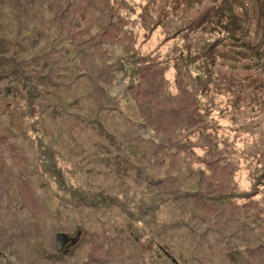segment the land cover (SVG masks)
I'll return each mask as SVG.
<instances>
[{
  "label": "trees",
  "instance_id": "16d2710c",
  "mask_svg": "<svg viewBox=\"0 0 264 264\" xmlns=\"http://www.w3.org/2000/svg\"><path fill=\"white\" fill-rule=\"evenodd\" d=\"M83 2V0H0V20L6 24L8 19H12L21 28L26 26L30 30H34V32L30 31L33 33L32 35H21L20 33L17 36L18 39L21 38L23 41L30 40L32 49L33 47H40L43 39L45 44L50 43L52 40H49L50 38H46V36L52 34L53 31L55 33V30H57L58 34H54L56 46H54L53 40L50 48L61 51V49H65V46L74 47L73 41L78 33L71 35L73 21L77 26L82 27L81 23L89 20L84 18L87 15L85 7L87 0L85 3ZM105 2L109 3L111 0H105ZM80 7H82L83 13H79L77 17ZM217 11L221 14L219 10ZM139 16L144 27L150 23V21L147 22L146 19L142 18L143 11ZM97 18L108 27L105 32L96 30L95 27L93 29L86 27V31H91L90 35L79 39V43H77L81 46L80 50L83 51L84 58H91L92 64L90 66L95 71L94 65L100 58L97 55L98 52L102 54L110 53L107 49H101L98 46L112 37L117 38V41L122 40L120 50L124 55H117L118 59L117 61L114 60V63L126 65L123 72L127 77L126 90L129 91L139 85L152 97L155 102L153 105H156V107L152 110L149 120L153 119L157 126L145 127L142 120H138L137 124H134L135 121L132 120V125H136L133 132L136 142L130 140V143L135 145V152L133 153H131L132 151L127 152L126 149L129 145H125L127 139L124 138L116 144L114 143V146L110 144L113 146L111 148L113 155L110 153L107 155L102 154L99 151L95 155L96 153H93L92 149L98 144L91 143L89 140L81 141L77 149L66 153V158L73 157L67 159L73 161L70 170L67 172L58 168L54 163V159L49 160L45 168L42 164L44 158L35 154L34 149H32L33 146L30 145L32 138L25 134L21 136L18 132L11 130L7 123L3 124L5 114L0 112L1 129L5 130L0 132V189L4 188L5 184L13 183L19 187V197L20 189L30 196H28V201H14L9 188L4 191L0 199V213L8 211V215L14 216L12 217L15 222L17 219L20 220L28 229H24L22 225V231H11L9 233L7 231L14 228L15 223L7 222L6 226L0 224V249L3 246H13V244L18 248L17 236L24 243V246L20 248V253L17 252L20 258H25L22 256L23 254L26 256L30 254L32 261L29 264H35L36 262L46 264L44 260L49 263L54 258L45 256L42 259L40 252L29 237L40 239L42 235H47L42 227V222H46L55 216L61 219V215L65 213L64 216L68 217L69 210L72 213L76 212V217L73 215L69 216L68 220H61L55 231L64 230L71 237L80 233V238H77L71 246L75 248L73 252L76 255V257H73V261L77 260L80 264H88L90 259L93 263L98 262L100 264H147L144 256L150 240H155V245H158L156 251L160 254L164 253L165 256L162 257L167 258L170 264H179L181 258L178 260L173 252L180 248L179 246L183 241L177 238V242H172L169 249L162 246L158 241L159 239L164 240L163 238L169 239L175 236L179 230L181 231L178 233L182 231L185 234L187 233V237L191 236L197 244L205 245L209 243V239L221 237V239H225V243L230 247L229 250H234L237 241L243 238H246V243L247 241L257 243L258 236L256 234L264 237V144L257 143V139L263 138L264 140V135H259L251 126L247 127V123L241 115L233 120V125L227 126V123H223V121L229 122V117L239 112L245 113L247 108H252L248 106V98L244 97L243 101L237 98L238 92H235V90L242 91L244 96L248 94L246 90L249 89L262 91L261 94L256 96H263V98L260 101L253 100V103L257 102L260 112L264 107L263 89L259 87V84L250 81L253 80L251 75L244 77V86H236L232 77L220 72L216 66V92L205 94L203 89L209 85L207 80L205 81L204 75L199 74V72L203 66L209 65L212 60L211 56L204 53V50L210 48L198 49L193 53L186 50L188 47H183L180 50L169 48L159 50L153 47L148 49L138 41L139 36L137 32H134L135 26L132 20L130 26L125 27L124 25L123 27L124 21L117 17L112 19L113 17L107 10L101 16L98 15ZM125 18L121 17V19ZM220 18H216V29L223 27ZM115 20L118 23H114ZM54 22L57 23L54 24ZM57 24H60V28L62 31L64 30V34L68 38L64 42H59L60 37H57V35H60V28L57 27ZM67 26L68 28H66ZM233 30L231 28L227 30L228 39L233 42H240V46L244 51V60L249 62V65L259 66L256 69L261 68L264 71V54L256 46L243 44L239 36L233 35ZM65 31L69 34H66ZM142 32L144 36L146 32ZM120 33H122V37ZM42 36L44 37L42 38ZM33 37L35 39L31 41ZM11 39H14L11 34L8 33V36H6L0 33V50H5L8 54V56L0 58V66L15 70L19 76V85H21L27 80L26 75L22 74V63L25 59L22 51L13 53ZM46 48L43 49L42 53L50 49ZM104 63H108L109 67L113 66V60H108V58L104 59ZM189 67L195 69L196 77H193L191 73L187 74ZM206 69H208V66ZM164 74L173 77L172 79L168 77L171 81L165 79V82H160L161 76ZM66 77L69 79L70 76L67 74ZM184 77L187 78V83L184 86L180 85L176 90L171 82H179ZM93 78L90 71H84L81 81L85 83L86 90L81 94L82 97H76L75 99L70 97L68 104L63 105L64 102L63 106H56V100L53 102L44 96L43 99L50 105V110L48 115L43 116L51 117L52 120L57 117L60 121L64 120V116H68L72 122L75 120L84 121L86 123V126H84L90 127V130L99 125L105 128L109 117L116 116L117 119L118 116L127 119V117H122L123 111L121 114L118 107L114 105L102 106L100 100L96 99V95H99V93L94 91L91 85V83L96 82V79ZM3 79H6L8 84L11 83L8 76H4ZM191 79L196 81L193 94V89L188 88ZM67 83L68 81L55 83V85L67 90L74 84V82H70V85L66 88ZM46 84L49 88L54 87V82H46ZM261 84L263 85V83ZM234 86L235 88H233ZM25 87L26 83L25 86H20V89L22 90ZM161 87L163 88L161 89ZM7 90L16 98L22 96L15 83L8 85ZM27 91L29 92L27 102H35V98L39 96L38 88L36 89L37 94L35 92L32 94L28 88ZM160 91H168L165 96L171 100L172 104L159 102L160 96L158 94ZM177 91L179 93H176ZM189 99L194 101L197 109L203 114L202 118L199 117L198 121L200 123L189 121L191 119L188 117L190 113H186ZM81 102L84 103L82 107H80ZM207 102L212 103L214 108L210 107ZM112 103L115 102L112 100ZM60 106L62 107L59 112L55 113ZM69 106L76 108V112H71L68 109ZM79 110L82 113L76 114ZM94 113H96L95 116L91 118L86 119L84 116L85 114L91 115ZM197 114L192 113V115ZM173 115L178 118V124L183 122L184 125L176 129V136L179 135L180 139L167 143L161 132L165 130L164 127L168 124L167 120ZM206 120L216 121V140L207 131H204L203 125ZM196 124H200V126L194 127L195 132L210 141L207 147L202 145L196 148L192 147L187 143L188 135L178 134V131L184 133L188 125ZM141 127H145L143 128L145 129L144 133L137 130ZM52 129L54 133V127ZM69 130L68 125L61 129H55V136L57 139L62 140L60 134L69 135L68 139L64 140L69 143L66 146H71V143L73 145L79 144L77 139H74L71 133L69 134ZM136 130L137 132H135ZM107 140L113 142L112 140L115 139L108 137ZM140 140L148 141L152 146L151 149L140 146ZM51 142L52 144L49 143V145L54 144V140L51 139ZM183 145L185 150L182 151L181 147ZM204 149H207V151L202 152ZM150 153L152 156L149 155ZM31 154H34L36 159H33L34 157ZM187 154H193V163L188 164L186 162ZM125 155L130 156L125 158L128 162L124 160ZM212 155H216L217 165L214 158L213 163L216 166L210 169L207 167L208 156ZM119 158L120 161L115 160ZM21 160H24L27 164L32 162V165L37 163L40 165L38 167L39 171L33 168L24 170L13 168L14 164ZM124 161H126V164ZM144 161H156V163L151 169L150 165L143 167ZM110 162H120L123 168H112ZM104 166L110 171L105 172L102 169ZM160 166H162V169L158 172ZM184 167H188L185 172L182 169ZM155 168H157V171ZM248 168L250 170L255 169L251 177L245 174ZM215 177L216 182H212ZM116 179H121L123 182L131 180L132 184L127 185L126 183L122 191L119 192L118 190V195L113 194V191L120 186L117 187V184H114ZM137 183L139 186H137ZM208 186L214 192L210 191ZM105 188L108 189L105 190ZM43 195L54 197L58 213L55 211L53 213L51 210L50 213L44 215V212L49 209V205L46 199H42ZM12 217H8L10 218L9 221H13ZM228 220L229 225L226 223ZM52 222H54L53 219ZM134 225H136L138 233L134 231ZM244 230L246 232H243ZM238 231H241V233H238ZM226 232H229V234H226ZM72 233L74 234L72 235ZM143 235L148 236L149 241L143 242L140 239V236L143 237ZM235 235L240 238L234 240ZM89 241L107 246L109 249H105V252L109 254H111L110 249L126 248L123 252L124 256L117 259V261H109L97 257L95 253L90 251L87 254L88 257H84V251ZM63 250L68 251L67 247H64ZM134 253L138 254L137 259L134 261L128 260L129 256ZM0 254L8 264H10L13 256L16 257L13 251L8 255H4L0 250ZM19 264L26 263L21 261Z\"/></svg>",
  "mask_w": 264,
  "mask_h": 264
},
{
  "label": "rangeland",
  "instance_id": "374dc122",
  "mask_svg": "<svg viewBox=\"0 0 264 264\" xmlns=\"http://www.w3.org/2000/svg\"><path fill=\"white\" fill-rule=\"evenodd\" d=\"M83 1V3H85L86 0ZM85 7L87 15H85L84 18L89 20L87 22H82V27H80V25L77 26L75 21H73V31L71 35H76L78 33L74 39L75 42L73 41L74 47L65 46V49H61V51H56L55 49L50 48L52 47L54 34H58L57 30H55V33L53 31L52 34H48V36H46V38H50L49 40H52L50 43L45 44L43 39V42H41L42 45L40 47H33L32 49L30 46V40L23 41L21 38L18 39L17 36L20 33L21 35H32L34 30H30V28L26 26L21 28L20 25L15 23L12 19H8L6 24L0 20V33L5 34L6 36H8L9 33L14 38L10 40L13 45V53L22 51V55L25 59V61L22 63V74L26 75L27 77L26 82H23L21 85H19L18 73L8 67L0 66V112L5 114L3 124L7 123L11 130L18 132L21 136L25 134L26 136L32 138L30 145L33 146L32 149H34L35 154L40 155L41 158H44L42 164L45 168L47 167L48 161L54 159V163L58 168L68 172L73 161L67 159H72L73 157L66 158V153L70 150L77 149L78 145H80V142L84 140H89L91 143L95 142L98 144L92 149V152L96 153L95 155L98 154V151L99 153L107 155L108 153L112 154L111 148L114 146V143L116 144L118 141H121L124 138L127 139L125 145H129V147L126 149L127 152L132 151L131 153H133L135 152V145L130 143V140L136 142L133 133L136 125H132V120L135 121L134 124H137L138 120H142L144 124L143 126L145 127L157 126L155 125V121L153 119L149 120L152 110L156 107V105H153L155 102L152 97H150V95L139 85L133 87L129 91L126 90L125 85L127 84V77L125 76V73H123L126 69V65L114 63V60L117 61L118 59L117 55H124V53L120 50V43L122 40L117 41V38L112 37L110 40H107V42L98 46V48L107 49L110 53L102 54L98 52L97 55L100 58L99 61H97L94 65L95 71L92 69V66H90L92 64L91 58H84L83 51L80 50L81 46L77 44L79 43V39L90 35L91 31H86V27H91L92 29L95 27L96 30H101L104 32L106 31L108 26L97 18L98 15L101 16L103 13H106V10L111 15V17H113L112 19L117 17L120 20H123V27L124 25L125 27L130 26L132 20L135 26L134 32H137L139 36L138 41H140L143 47H147L148 49L153 47L154 49L159 50H164L166 48L180 50L183 47H188L185 49L193 53L198 49L201 50L202 48H210L209 50H204V53L212 57L211 62L209 65H207L208 69H206L207 66H203L199 72V74L204 75L205 81L207 80V84L209 85L205 86L203 93L207 94L216 92V66L219 68L220 72L225 73V75L228 77H232L236 86H244V77L251 75L253 80L250 81L259 84V87L264 91V71L261 68L256 69V67L259 66L249 65V62L244 60V51L240 46V42H233L229 40L226 35L228 29H234L233 35L239 36L243 44L256 46V48H258L260 52L264 54V0H111L109 3L105 2V0H87ZM217 10H219L221 14H219ZM142 11V18L146 19L147 22L150 21V23L146 24L145 27L142 25L141 18L139 16L141 15ZM79 13H83L82 7H80L78 10L77 17ZM59 14L60 13L58 12V15ZM121 17L126 18L121 19ZM217 17H221L220 19H222L223 27L216 29ZM115 22L118 23L117 20H115L114 23ZM56 23L57 22H54V24ZM57 25L56 26L60 28V24ZM66 28H68V26ZM142 31L146 32L144 36L142 35ZM59 34L60 35H57V37H60L59 42H64L67 38V36L64 34V30L62 31L60 28ZM44 36H42V38ZM120 36L122 37V33H120ZM33 39H35V37H33L31 41ZM17 44L18 46H16ZM54 46H56L55 40ZM46 47L50 49L42 53L43 49ZM6 56H8L7 52L5 50H0V58H4ZM107 58L108 60H113L112 67H109L108 63H104V59ZM84 71H90L94 77L93 79H96V82L94 84L91 83V85L94 91L99 93L100 96L96 95V99L100 100L99 102L101 105H114L118 107V109L121 111V114L123 111L122 117H127V119H123L118 116L117 119L116 116L109 117L107 119L108 124L105 128L102 125H99L98 127H94L90 130V127H85L86 123L83 120V122L78 120L72 122L71 118L69 119L68 116H64V120L60 121L57 117H54V120H52L51 117L49 118L43 116L48 115V111L50 110V105H48L43 99L44 96L48 97L53 102L56 100V106L62 105L64 102L65 103L63 105L68 104L70 97H72V99H75L76 97H82L81 94L86 90L85 83L81 81L82 73ZM189 73H191L193 77H196L197 75L195 69L191 67H189L187 74ZM67 74L70 76L69 79L66 77ZM4 76H8L11 79L10 84H8L6 79H3ZM168 77V74H164L161 76L160 82H165V79H168ZM169 78L172 79L173 77ZM170 79L168 80L171 81ZM66 80L68 81L66 88L70 85V82H74V84L71 85V87L67 90L61 89L59 86L55 85V83L67 82ZM46 82H54V87L49 88ZM12 83H15L19 91L22 93L21 97L16 98L7 90V86L12 85ZM25 83L26 87L32 94L34 92L37 94L36 89L38 88L39 96L35 98V102H27V96L29 92L27 91L26 87L22 90L20 89V86H25ZM171 83L174 85V87H176L177 90L180 85L184 86L187 83V78L184 77V79L180 80L179 82L173 81ZM261 83H263V85ZM195 84L196 81L191 79L190 86L188 88L191 90L193 88L195 89ZM162 88L163 87H161V89ZM233 88H235V86ZM194 89L192 90V94L194 93ZM246 91H248V94L244 96L242 91L235 90V92H238L237 98L240 101H243L244 97L248 98V106L252 108H247L245 113L239 112L234 116L229 117V122L223 121V123H227V126L233 125V120L238 115H241V117L244 118L245 123H247V127L251 126L254 128L255 132L259 133V135H264V107L259 112V106H257V102L253 103V100L260 101L263 98V96H256L261 94L262 91L255 89H249ZM167 92L168 91H160L158 94L160 96L159 102L172 104L171 100L165 96ZM176 93H179V91ZM112 100L115 102L114 104L112 103ZM207 103L210 104V107L214 108L212 103ZM83 105L84 103L81 102L80 107ZM62 106H60L58 110L55 111V113L59 112ZM68 109L71 112H76V108L69 106ZM186 109V113H190L188 117L191 119L189 121L192 123H200L198 120L200 116L201 118L203 117V114L197 109V106L192 99H189V104L186 106ZM193 112L198 114L192 115ZM79 113L82 112L79 110L76 114ZM33 114L39 115L34 116ZM95 114L96 113L91 115L85 114L84 116L87 119L94 117ZM117 120L120 122V124H118ZM167 121L168 124H166L164 127L165 130L161 132V135L164 136L167 143L178 141L180 136H176V129L184 125V123L181 122L178 124V118L175 115L171 116ZM204 123V131H207L208 134L214 137V140H216V121L206 120ZM67 125L70 129L69 134L71 133L74 139H77L79 144L73 145L71 143V146H66L69 143H66L64 140H67L69 135L60 134L62 140L57 139L55 136V129H61ZM195 126H200V124L188 125L184 133L182 131H178V134L188 135L186 140L188 145H191L192 147L196 148L200 145L207 147L208 142L210 141H207L203 136L198 135L195 132ZM52 127H54V133ZM1 128L2 125H0V129ZM143 128L141 127L137 130H141L144 133L145 129ZM137 130L135 132H137ZM2 131L5 130L1 129L0 132ZM108 137H112L115 140H112L113 142L108 141ZM51 139L54 140L53 145H49V143L52 144ZM257 143L264 144L263 138L257 139ZM139 144L140 146H145L150 149L152 147L148 141L140 140ZM181 149L182 151L185 150V146L183 145ZM206 151L207 149L202 150V152ZM32 155L34 157L33 159H36V156L34 154H31V156ZM149 155L152 156L151 153ZM186 156V162H188V164L193 163V154H187ZM126 157L128 158L130 156L125 155L124 160H126ZM214 158L216 161V155H212L210 157L208 156L207 167L210 169H213L217 165V161L216 165L213 163ZM115 160L120 161V158ZM126 161H124L125 164ZM155 163L156 161H144L143 167H146L145 165H150L149 167L152 169ZM110 164L112 165V168H123L120 162H110ZM38 167H40V165L37 163L32 165V162L27 164L24 160H21L20 162L14 164L13 168H17L19 170L33 168L34 170H38ZM188 167L182 168L183 171L185 172ZM102 169H104L105 172L110 171L105 166L102 167ZM155 169L157 171V168ZM161 169L162 166H160L158 172ZM252 172H255V169L250 170L248 168V170L245 171V174H248V176L251 177ZM212 182H216V177ZM126 183L129 185L132 184V181L130 180L123 182L121 179H116L114 184H117V187L119 185L120 186L119 188H116L115 191H113V194L115 193L118 195V190L119 192L122 191ZM138 183L137 186H139ZM6 188H9L14 201H28L27 199L30 197L22 189H20L19 197V187L15 186L13 183H10L8 185L5 184V187L0 189V199L3 196ZM107 189L108 188H105V190ZM208 189L214 192L212 188L209 187ZM42 199H46L47 204L49 205V209L44 212V215L50 213L51 210L53 213L54 211L58 213L54 197L43 195ZM70 211L71 210H69V216L71 217L74 215V217H76V212L72 213ZM5 214H7V216H5ZM64 215H66V213ZM64 215H61V219L56 216L52 218L54 222H52V219L42 222V227L44 228V232L47 235H42L40 239H34L33 237L28 236L30 241L35 244L37 250L40 252L42 259L45 256H52L54 258L53 260L49 261V263L47 260H44L46 261V264H80L77 262V260L73 261V257H76V255L73 252V249L75 248L71 247L76 242V239L80 238V233L76 236L74 233H72V235L74 234L72 238H74L75 241H70V243L66 246L68 251L63 249L58 250L56 247L55 234L58 231H55V228L61 222V220L65 221L70 218L69 216L65 217ZM12 216L13 215L11 214L8 215V211H2V214L0 213L1 225L6 226L7 222L15 223L14 228L7 232H20L22 231V225L24 226V229H28L25 227L26 225H24L20 220L17 219L15 222L13 218L14 216ZM8 217H12L13 221H9L10 218ZM226 223L229 225V220ZM45 229L49 230L50 232ZM133 229L138 233L136 225L133 226ZM179 231H177L175 236L170 237L171 240H169L170 238L158 240L161 245L165 246L167 249L172 246V242H177V238L183 241V243L179 246L180 248L176 249V252H173L178 260L181 258L179 264H264V237H261L258 234H256L259 240H257V243H252L249 241L246 243V238L238 240L240 237H236L235 235L236 238L234 240H238L237 245L234 250H229L230 247L227 243H225V239H221V237H213V239H209V243L204 245L197 244L195 240L191 238V236L187 237V233L185 234L183 231L178 233ZM243 232L246 231L244 230ZM238 233H241V231H238ZM226 234H229V232H226ZM16 238V241L18 242V245L17 243L16 245L18 248H16L15 244H13V246L9 247L3 246L0 250L4 255L10 254L11 251H13V254L16 255V257H12L10 264H19L21 261L29 264L32 261V256L30 254L26 256L25 254L21 253L23 254L22 256L25 257L24 259L17 255V252H19L20 248L24 246V243L19 239V237L16 236ZM21 239H23V237H21ZM140 239H142L143 242L149 241V237H145L144 235L143 237L140 236ZM106 241H108V239H106ZM149 242L150 244L147 245L148 249L145 250L146 254L144 256L146 263L170 264V261L167 258L162 257L165 256L164 253L160 254L156 251L158 245H155V240H150ZM86 247L87 248L84 251V257H88L87 254L91 251L95 253L97 257L108 259L109 261H117V259L122 258L124 256L123 252L126 249H110L111 254H109L105 252V249H109L107 246L98 245L94 241H89ZM137 257L138 254L134 253L129 256L128 260L134 261L137 259ZM79 260H81V258H79ZM6 263L7 262L2 259L0 254V264ZM92 263L93 262L90 259L88 264ZM35 264L41 263L36 262ZM93 264L100 263L96 262Z\"/></svg>",
  "mask_w": 264,
  "mask_h": 264
},
{
  "label": "water",
  "instance_id": "95a60500",
  "mask_svg": "<svg viewBox=\"0 0 264 264\" xmlns=\"http://www.w3.org/2000/svg\"><path fill=\"white\" fill-rule=\"evenodd\" d=\"M70 241L74 242L75 239L72 238L67 232L58 231L55 234V243L58 250H62L64 246Z\"/></svg>",
  "mask_w": 264,
  "mask_h": 264
},
{
  "label": "flooded vegetation",
  "instance_id": "af4514ba",
  "mask_svg": "<svg viewBox=\"0 0 264 264\" xmlns=\"http://www.w3.org/2000/svg\"><path fill=\"white\" fill-rule=\"evenodd\" d=\"M66 246H67V244H66Z\"/></svg>",
  "mask_w": 264,
  "mask_h": 264
}]
</instances>
